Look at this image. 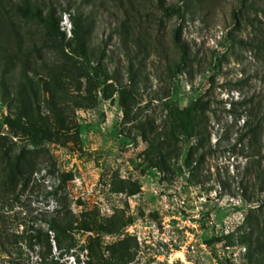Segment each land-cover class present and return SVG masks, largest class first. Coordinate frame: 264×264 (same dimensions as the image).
Returning a JSON list of instances; mask_svg holds the SVG:
<instances>
[{
	"label": "rangeland",
	"instance_id": "rangeland-1",
	"mask_svg": "<svg viewBox=\"0 0 264 264\" xmlns=\"http://www.w3.org/2000/svg\"><path fill=\"white\" fill-rule=\"evenodd\" d=\"M43 1L58 23L0 0V264L29 242L57 264H248L224 238L264 214V192L242 184L260 155L246 156L240 101L264 105V62L233 41L250 32L241 1ZM197 99L201 147L168 133V106Z\"/></svg>",
	"mask_w": 264,
	"mask_h": 264
},
{
	"label": "trees",
	"instance_id": "trees-1",
	"mask_svg": "<svg viewBox=\"0 0 264 264\" xmlns=\"http://www.w3.org/2000/svg\"><path fill=\"white\" fill-rule=\"evenodd\" d=\"M240 1L241 6L238 10L234 11V16L237 22L241 20L245 21L246 24L250 26V32L246 40L243 38H233V41L245 47V49L250 51L258 60L264 62V0H262V2H258L259 0ZM44 3L43 0H19L16 6L20 10L32 12L33 15L45 23L52 25L54 20L58 23L61 17H56V6L54 3H45L48 9L43 13L41 5ZM163 8L168 15L174 12H180L181 10V8L176 9L173 6H165ZM66 10H68V8H63V11ZM247 11H249V13H246ZM260 14L262 16H260ZM72 18L77 27L75 32L78 33L84 17L78 11L73 14ZM139 41V38L136 39V43H139ZM77 47L79 50L75 51H78V53L87 58V51L84 50V44L78 41ZM183 49L185 54H187V49L184 46ZM129 71L132 81H134L136 71L133 69L132 64L129 67ZM9 78L10 77H7L4 71L3 75H0V84L4 86ZM240 103L244 107L240 114L243 120L240 139H246L247 141L249 152L246 156L252 158L255 155L254 151H258L260 155L257 161L258 171L255 173L258 182L252 180L254 169L253 167H248V165V179L242 181V184L244 185L245 193H247L248 188H251L261 194L264 192V164H262V161H264V105L248 97H243ZM207 107V102L203 99H197L186 107H180L178 105L168 106V133L177 137L182 136L183 138L196 136L197 146H203L207 133V120L205 118ZM127 117H129L128 112ZM153 141H155V139ZM155 143L156 144L151 143L152 153H161L163 146L160 143ZM202 159V155L195 156L193 152H189L185 158V163L187 167H191L194 163H196L195 166H199ZM252 194L254 195V193ZM252 194L249 196L244 194V196L252 200ZM259 211L262 210L260 209ZM48 222L51 229H58L60 227H62L63 231L68 229V226L59 225L55 218H50ZM224 238L228 239L230 243L246 244L247 250L244 253V257L248 261V264H264V214L262 218L256 214H247L243 223L237 226L232 232L226 234ZM221 240L220 237H217V241ZM26 248L28 250L25 251V257H22L20 260H17V258L8 260V264H57L54 257L50 258V252H48L44 246H40L37 250L36 244L29 242ZM31 252H33L32 255L30 254ZM32 256L36 257L35 263L32 262ZM4 262L5 261L1 264H4Z\"/></svg>",
	"mask_w": 264,
	"mask_h": 264
}]
</instances>
